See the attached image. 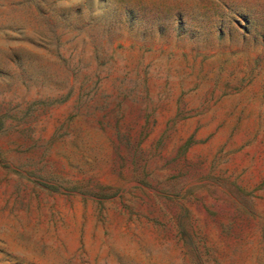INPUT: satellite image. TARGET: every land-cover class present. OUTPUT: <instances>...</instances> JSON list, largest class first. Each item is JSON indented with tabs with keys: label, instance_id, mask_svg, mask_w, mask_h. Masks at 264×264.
<instances>
[{
	"label": "rangeland",
	"instance_id": "374dc122",
	"mask_svg": "<svg viewBox=\"0 0 264 264\" xmlns=\"http://www.w3.org/2000/svg\"><path fill=\"white\" fill-rule=\"evenodd\" d=\"M0 264H264V0H0Z\"/></svg>",
	"mask_w": 264,
	"mask_h": 264
}]
</instances>
